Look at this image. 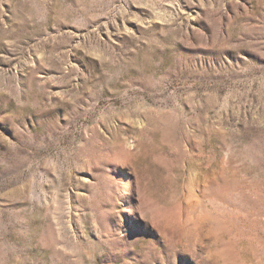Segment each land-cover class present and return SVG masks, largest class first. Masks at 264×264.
Listing matches in <instances>:
<instances>
[{
	"label": "rangeland",
	"instance_id": "rangeland-1",
	"mask_svg": "<svg viewBox=\"0 0 264 264\" xmlns=\"http://www.w3.org/2000/svg\"><path fill=\"white\" fill-rule=\"evenodd\" d=\"M0 264H264V0H0Z\"/></svg>",
	"mask_w": 264,
	"mask_h": 264
}]
</instances>
